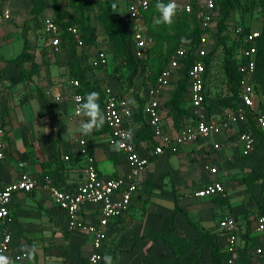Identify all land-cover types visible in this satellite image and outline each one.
Listing matches in <instances>:
<instances>
[{
	"label": "built area",
	"instance_id": "built-area-1",
	"mask_svg": "<svg viewBox=\"0 0 264 264\" xmlns=\"http://www.w3.org/2000/svg\"><path fill=\"white\" fill-rule=\"evenodd\" d=\"M157 2L158 0H128L127 12L122 21L132 35L131 52L140 64L136 77H142L141 89L143 91L141 89L140 91L139 87L131 91L141 97L140 104L142 105L139 106L138 101L132 96L121 95L110 85L103 87L105 123L110 130L107 142L125 155L131 165V171L126 175L116 177L102 176L96 158L90 152L89 140L82 137L77 140V152L86 160V177L80 184L71 186L70 189L59 185L48 174L37 175L22 171L12 182H5L0 177V254L10 257L14 262H22L26 259L21 252L13 250L14 235L11 228L14 221L13 204L17 195L21 193L43 191L51 194L57 206L65 213L69 230H82L91 238L89 264H101L108 239V228L113 221L129 212L134 198L142 187L140 174L151 164L153 156L175 155L187 145L205 144L211 141L212 136L224 135L235 124L239 126L238 134L242 143V155L250 157L255 153L259 140L255 130L251 127L252 120L260 130L264 131V112L256 90L258 39L261 31L251 30L242 33L243 29H238L237 33L241 35V48L236 55L238 73L241 75L239 98L235 107L227 111L225 116H210L207 102L206 59L216 43L207 32L219 19L220 0L196 2L176 0L179 7L176 16L180 13L192 16L201 31V36L196 41L188 40L178 46L160 73L151 77L144 63L151 45L146 13ZM168 2L169 0H166V3ZM12 19L13 12L9 5L0 8V30ZM40 32L45 36L48 54L50 56L60 54L63 50V37H61L62 29L56 18L48 17L42 24ZM68 32L77 49L83 52L82 57L85 56L89 45L83 38L80 26L72 24L68 27ZM192 51L194 58L188 63ZM90 63L91 68L94 69H101L107 65L108 56L103 47L97 49ZM185 70H187L189 81L192 114L186 116L180 126L169 128L165 122L167 116L165 96L173 81H178L185 75ZM72 84L76 90L72 93L71 99L76 108L80 102L78 98H82L84 94L80 91L82 84L79 79H73ZM59 99H61L60 96L57 97V100ZM140 109L143 119L153 133L151 149L147 143L143 146L142 144L137 145L135 141L136 132L143 128V122L135 120L134 115ZM129 130L133 134L130 141L125 138V133ZM6 135L4 112L0 107V159H4L7 155ZM222 145V142L218 140L214 147L221 148ZM63 158L69 160L70 156L66 154ZM206 170L213 178L204 186L191 191L192 197L203 199L225 193L226 184L220 178V168L208 158ZM86 206H93L98 212L97 222L90 223L81 218L80 214ZM240 230L239 220L231 214H225L221 231L224 236L222 247L229 254L226 264H264V238L244 249L241 247ZM250 233L252 237L256 235L264 237V215L258 214L254 218Z\"/></svg>",
	"mask_w": 264,
	"mask_h": 264
},
{
	"label": "crops",
	"instance_id": "crops-1",
	"mask_svg": "<svg viewBox=\"0 0 264 264\" xmlns=\"http://www.w3.org/2000/svg\"><path fill=\"white\" fill-rule=\"evenodd\" d=\"M180 1L185 2L188 0ZM192 1L196 2L200 0ZM8 5L12 9L13 19L0 30V107L6 113V121L4 123L7 128V135L5 137L7 155L4 159H0V177L5 182H12L18 178L22 171H29L32 174L40 175L43 174L46 165L50 162V173L53 178L61 183L62 186L70 189L71 186L80 184L86 177V160L77 152V140L85 137L78 131L79 122L81 119L86 118L75 114V106L71 99L72 93L76 90L72 84V80L76 78L73 77L70 68L72 51H70V46L67 45V47H63L60 54L50 56L44 35L41 34L40 39H37V36L33 35V30L29 31V35L27 36L21 34L22 23L19 20L25 15H20L17 23H14V13H17L23 4L20 5V2L15 0L13 2H10V0H0V8ZM118 5L119 11L125 15L128 8V0H118ZM52 11H50V16H52ZM183 14L185 13H180L178 16ZM191 18L195 20L192 16ZM193 20L191 22L196 27V21ZM90 47L92 46H89L87 49H90ZM25 49H27V53L31 55V58L22 60L20 63L14 62ZM87 49V55L84 57L91 56L89 58L91 61L96 52L92 53L91 50L87 51ZM42 52L50 57V66H45L44 59L41 56ZM146 61L144 63L147 65ZM153 65H157V63ZM162 65L163 63L157 68L156 74L160 73ZM86 69L89 70L90 68L86 66ZM156 74L155 76H157ZM87 75L91 82H96V79H98L97 77H93L91 72H87ZM104 75L105 82L101 87L102 91L105 85H110L121 95L132 96L134 100L138 101L139 106L142 105L140 104L142 102L141 97L131 91L135 87H139V90L141 89L142 77H134L133 82L126 85L115 79V77ZM177 83V80L173 81L172 86L167 90L166 101L174 93ZM141 90L143 91V89ZM102 95L104 105V94ZM59 96L61 99L57 100ZM169 111L168 108L165 110V112ZM209 115L218 117L214 113H209ZM168 116L165 117L166 124H168L169 128H176L174 120L172 121ZM238 131L239 126L235 124L230 131L224 135H220L218 140L223 144L224 141L228 140L229 136L238 135L235 145L238 146L241 156L244 157L241 152L242 143L239 140ZM107 138L108 133L101 135L92 134L90 138L100 174L105 177L128 174L131 171L130 163L121 151L109 145ZM216 142L207 141L205 144L187 145L182 147L175 155L153 156L151 164L140 174L142 187L134 198L129 212L120 219L113 221L108 228V239L109 237H116L119 234L125 233L129 237V246L113 249L112 251V256L115 255L116 257V264H138L144 259L148 260L147 264H175L172 247L163 240L155 239L153 236L157 232L168 230L172 225V221L170 223L167 218L166 220L164 218L161 224L156 223L155 225L153 223L151 225L149 222L150 219L161 218L163 213L166 217L169 211H173L174 213L175 205L170 207L164 205L160 202L162 200H160L156 203L155 208L144 217L140 216V207L147 198V191H151L152 187H154L152 182H156L158 175L164 172L157 173V165L160 164V166L164 165L166 167L170 164L174 165L175 163L172 160V163H169V157L178 158V155L181 154V157L186 159L187 156L191 157L192 155L189 150L194 148L203 149V151L209 153V155L203 157L205 166L207 158L214 163H218L219 159L216 152H214L218 150L214 148ZM146 143L149 146L147 141L141 144L146 146ZM260 143L261 141H258V146ZM263 148L264 142L260 151ZM66 154L70 156L69 160L63 158ZM67 162L71 163L67 164ZM145 172L146 175L142 178ZM212 178L209 175V180L201 186L211 181ZM50 195L48 192L43 191L17 195L18 197L14 201L12 211L14 217L11 226L14 235L13 250L20 252V245L26 244L29 246L35 245L38 251L32 261L25 259L22 262H14V264H89L91 238L87 233L79 229L72 230L73 232L70 234L68 219L65 213L60 210ZM171 199L175 201L176 197ZM219 207H222L223 211H226L225 214H231L239 220L242 248H249L258 242V240L261 241L264 238L262 235L252 237L250 233V226L254 218L259 214L258 211L253 217L240 220L236 213L231 210L227 211L228 205H220ZM182 208L186 212H189L188 207ZM218 210L221 211L220 208ZM40 211L44 212L45 215H41ZM152 214L155 217H151ZM80 216L90 223L97 222L99 219L98 212L93 206H86ZM185 217L187 216L180 212L177 214L176 219L179 230L181 232L185 231L188 235V231L190 230H188L187 225L189 226L190 222ZM185 226L186 228H184ZM34 227L35 230L33 229ZM49 239L50 249H46L47 247H45L44 243ZM222 243L218 242L221 247ZM81 245L87 247L88 250L85 252L82 250V254L79 255V250L77 251L76 249L78 247L81 248ZM206 249L208 250V248ZM75 251H77L78 255H75ZM48 253H50V256H47ZM76 258L81 259V261H76Z\"/></svg>",
	"mask_w": 264,
	"mask_h": 264
},
{
	"label": "rangeland",
	"instance_id": "rangeland-1",
	"mask_svg": "<svg viewBox=\"0 0 264 264\" xmlns=\"http://www.w3.org/2000/svg\"><path fill=\"white\" fill-rule=\"evenodd\" d=\"M11 1L13 2V0H10V2ZM15 1L20 2V5L23 4V6L17 13H14V23H17V19L20 17V15H25L19 20V22L22 23L20 30L21 34L27 36L29 35V31L33 30V35L37 36V39H40V30L42 29V24L48 17L56 18L59 13H62L64 18L77 22L78 18L83 13L81 9L76 7L75 0ZM51 10H53L52 16H50ZM85 13L91 18V24L95 27L98 40V43L90 47V49H87V51L91 50L92 53H95L98 47H103L108 56V63L102 69L91 68V63L89 60L91 56H86L84 61H86L85 64L87 67L90 68L87 70V72H91L93 77L98 78L96 79L95 83H97L99 90L105 82V77H103L105 76L104 74H106L107 77H115V79L118 81L129 85L128 81H130L133 75V66H129V63L127 64L126 61H123V59L117 57L116 55L115 46L112 44L110 35L107 34V30L105 29L103 22L104 13L101 0H89ZM185 16L186 15H181L174 18L173 22L175 23L179 22L180 20L178 24L172 23L171 26H155L156 30H160L164 34L167 33L168 35L161 34V36H158V34L154 32V28L151 27V25L149 26L151 45L146 62L147 69L151 77L155 76L157 68L161 65V63H163L165 58L169 57L172 50L179 45L181 38L187 37L183 34H180V32H184L185 34L193 29V22L186 21L183 18ZM124 17V13L120 12L118 9V18L123 21ZM122 24L124 23L122 22ZM239 28H242L243 31H245L246 28L249 30L264 31L262 0H239L238 7L235 9L232 17L229 19L228 26L224 32L220 29L219 19L217 23L210 27L207 32L209 37H211L213 41L217 43V53L213 59L210 71L211 77L207 82L209 101L208 105L210 110L209 113H214L215 116H225L227 111L233 109L237 102L234 89H232L234 82H232V84L229 83V79L231 78L230 74L234 73L235 69L232 62L230 61L229 63V59L231 58L225 46H233V51L235 53L239 52L241 47V35L237 33ZM82 53L83 52L80 49H74V51L71 53V57L73 59L76 56H81ZM41 56L42 59H44L45 66H50V57H48L44 52H42ZM25 57L26 54L23 56V58ZM156 63L157 65L154 66L153 64ZM258 98L260 103L264 105V64L260 67L259 71ZM167 113L169 114V112H166V115L168 116ZM175 113H177L176 108L173 109L168 118H170L172 121L175 120ZM237 136L238 135L229 136L228 140L224 141L223 147L221 148L214 147L215 149H218L214 152H216L217 158L219 159L218 163H215V165L220 168V178L223 179L226 184V191L224 194L212 199H200L192 197L191 191H193L196 187H200L207 180H209L210 173L207 172L205 163L203 161V157L209 155V153H206V151H203V149H190L189 151L192 154L191 157L187 156L186 159H183L181 154H179L178 158H168L169 163H172V160L173 163H175V166L172 164L168 165L167 167L164 165L160 166V164L157 165L156 172H164L158 175L156 182H152V185H154L152 190L149 192L147 191V198L145 199L144 204L140 207V216L144 217L149 211H152L155 208L156 203L160 200H162L160 202H162L164 205L170 207L174 206L175 201L171 198L176 197L179 200L181 207H188L189 209L188 213L193 223H189V226L187 225L188 230H190L188 231L189 233L187 236L192 239L197 238V228H200V230L203 232L220 231L223 224V217L226 212L223 211L222 207H219L220 205H228L229 207H227V211L231 210L232 212L236 213L240 220H246L250 217H253L260 209V205L264 204V192L262 191L263 185L261 180L252 182L250 185L247 179L254 170L264 171V148L262 151H260L264 142V131L260 132L261 143L259 145L258 151L250 157L241 156L238 146L235 145L237 142ZM218 139V136L211 137V141L213 142L218 141ZM148 144L150 148L153 147L151 141ZM71 162H67V164H70ZM48 164L49 166H47V169L50 170V162H48ZM145 175L146 172L143 173L142 178L145 177ZM219 208L221 211L218 210ZM40 212L41 215H45L44 212ZM172 213L173 211H169L167 217L163 213L161 218H153L150 219L149 222L151 225H153V223H155V225L156 223L161 224L163 219L165 218L166 220L167 218V220L171 223ZM181 216L179 217L180 220L182 219ZM151 217L155 216L152 214ZM156 219L157 221H155ZM184 228H186V226ZM33 229L35 230V227ZM69 232L71 234L73 231L69 230ZM65 233L68 234L67 232ZM182 233L186 234L185 231H182ZM128 240L129 237L126 233L121 235L119 234L116 237H109L106 243L104 255H113V249H121V247L129 246ZM44 245L47 247L46 249H50V239L45 242ZM76 250H79L78 254L81 255L82 250L85 252L88 250V248L84 245H81V248L78 247ZM77 251H75V255H78ZM47 256H50V253H48ZM80 258L82 257L80 256ZM76 261L80 262L81 259L76 258ZM201 261L202 264H213L210 249L207 250L205 248L203 250ZM101 264H104V260H102Z\"/></svg>",
	"mask_w": 264,
	"mask_h": 264
},
{
	"label": "trees",
	"instance_id": "trees-1",
	"mask_svg": "<svg viewBox=\"0 0 264 264\" xmlns=\"http://www.w3.org/2000/svg\"><path fill=\"white\" fill-rule=\"evenodd\" d=\"M88 1L89 0H75L76 2V7L82 10V15L78 18L77 22H74L72 20H68L67 18H64L62 13H59L58 16L56 17V20L60 24V27L62 29V44L63 47L70 46V51H74V49H77L76 44L72 41V37L68 32V27L72 24H78L82 30V35L83 38L86 42L87 45L93 46L97 41V33L95 32V27L92 26L91 24V18L86 15L85 11L88 7ZM102 6H103V22L105 25V29L107 30V34L110 35L111 42L115 46V52L117 57L123 59V61H126L127 64L129 63V66H133V75L130 79L129 84H131L134 80V77H136L138 70H139V62L138 60L134 57V55L131 52V46H132V35L128 30V27L122 24V20L118 18V0H101ZM166 3V0L164 1ZM239 0H220L219 3V8H220V29L224 32V30L228 26V21L232 17V14L234 13L235 9L238 7ZM155 5V4H154ZM154 5L151 6L150 10L146 13V19L148 21L149 26L154 28V32L158 34V36H161V34H164L160 30H156L155 26L152 23L153 17L158 16L159 14L156 12ZM262 5H263V14H264V0H262ZM186 15L183 17L186 21L193 20L191 16L187 13L183 14ZM187 17V18H186ZM182 18V17H181ZM195 21V20H193ZM80 22V23H78ZM180 22V20H179ZM179 22H173L174 24H178ZM196 24V23H195ZM152 28V30H153ZM151 29V28H150ZM194 30V31H193ZM251 30L245 29L244 32L242 33H247ZM153 32V31H152ZM192 32V33H191ZM42 35L43 33L40 32ZM261 36L258 39V54H257V64H258V69H257V76H256V90L258 93L259 89V71L260 67L264 64V31H261ZM180 34H183L187 37L181 38V41L178 46H180L183 42L188 41V40H198L201 36V31L200 29L196 26L193 27V29L190 32H187L184 34V32H180ZM164 35H168L167 33ZM225 37V36H224ZM241 42V41H240ZM71 43V44H69ZM220 45V42H219ZM176 46L172 52L170 53L168 58H165L163 61V65L161 66V69L163 68L164 65L167 64L168 60L170 59L171 55L175 52V50L178 48ZM241 46V43H240ZM227 49L228 54H230L229 63L230 61L232 62L235 72L231 73L230 76L231 78L229 79V83L232 84L234 82L232 89H234L235 96L238 100L239 98V91H240V79L241 75L238 73V60L236 58L237 52L235 53L233 51V46H225ZM241 48V47H240ZM217 53V43L215 44V48L211 51L209 56L206 59L207 62V82L209 81L211 74V67L213 63V59L215 57V54ZM26 54V57L23 58V56ZM76 56V55H74ZM31 55L27 53V49H25L22 54L14 60V62L20 63L22 60L30 59ZM194 58V52L190 54L188 58V63L192 62ZM86 57L81 56H76L72 60H70V68L72 71L73 77L76 79H79L81 81L82 87L80 88V91L85 95L88 92L91 91H96L99 92L100 94V107L101 110L104 112V105H103V91L102 88L99 90V87L97 83L91 82L88 78L87 75V69L85 64ZM132 62V63H130ZM187 70L184 72V76L178 80L177 87L170 97L165 102V107H167L170 111L169 114L172 113L173 109L176 108L177 113L174 114V123L178 127L181 125L183 122L184 118L187 116H190L192 113V107L190 103V98H189V81L187 77ZM32 75V74H31ZM30 75V77H31ZM29 77V78H30ZM236 100V101H237ZM207 102L208 101V93H207ZM209 108V105H208ZM261 109L264 112V105L261 103ZM4 112V122L6 121V113ZM141 109L136 112L135 115V120L142 121L143 122V128L136 132V138L135 141L137 145H140L144 141H152L153 139V133L150 130L148 124L145 122L143 119ZM168 114V115H169ZM251 127L255 130V133L258 137V140L260 141L261 136L260 130L256 123L252 120ZM109 127L105 123L103 128L100 129L99 131H94L92 134L94 135H101V134H106L109 133ZM92 134L85 136L89 140V148L90 152L93 153V144L91 142V137ZM238 137V136H237ZM259 146H256L255 153L258 151ZM120 153V152H119ZM254 153V154H255ZM48 165V164H47ZM47 165L44 169L43 174H48L52 176L50 173V170H48ZM53 177V176H52ZM262 181L263 185V192H264V171L262 170H254L252 171L251 175L248 177L247 181L251 185L252 182L255 181ZM57 182V181H56ZM59 183V182H57ZM59 185H62L59 183ZM202 187V186H201ZM221 196V195H219ZM219 196L213 197L217 198ZM182 212L187 216V219L189 220L190 223L192 222V219L190 218V215L188 212H186L179 204V200L176 198L175 200V208H174V213L172 216V225L171 227L162 232H157L153 236L157 240H163L167 244H169L174 252V260L175 264H202V252L205 248H208L211 250V257H212V262L213 264H226V260L229 258V254L221 247L218 242H224L223 241V233L222 231H217V232H203L200 230V228H197V238L192 239L187 236V234H183L180 232L178 224H177V219L176 216L178 213ZM259 214L264 215V204L260 205V209L258 210ZM180 232V233H179ZM250 241V239H249ZM249 245V244H248ZM247 249V247H246ZM105 253V252H104ZM104 257V255H103ZM114 258V264H116V257L115 255L113 256ZM103 260V259H102ZM148 260L144 259L138 264H147Z\"/></svg>",
	"mask_w": 264,
	"mask_h": 264
},
{
	"label": "clouds",
	"instance_id": "clouds-1",
	"mask_svg": "<svg viewBox=\"0 0 264 264\" xmlns=\"http://www.w3.org/2000/svg\"><path fill=\"white\" fill-rule=\"evenodd\" d=\"M158 16H154L152 23L154 26L167 25L171 26L174 18L178 14L179 7L176 0H169L168 3H164L163 0H158L154 5ZM80 102L76 105L75 114L86 119H81L79 122L78 131L81 135L88 136L94 131H99L103 128L106 117L100 107V94L96 91L86 93L82 98H78ZM125 138L131 140L133 134L131 130L125 133ZM119 145H117L118 147ZM20 252L23 257L32 261L37 254V247L35 245L29 246L26 244L20 245ZM104 264H114V258L110 254H106L103 257ZM0 264H14V261L3 254H0Z\"/></svg>",
	"mask_w": 264,
	"mask_h": 264
}]
</instances>
